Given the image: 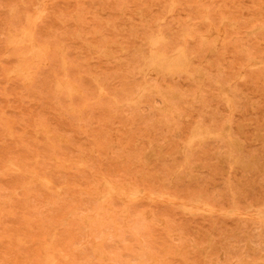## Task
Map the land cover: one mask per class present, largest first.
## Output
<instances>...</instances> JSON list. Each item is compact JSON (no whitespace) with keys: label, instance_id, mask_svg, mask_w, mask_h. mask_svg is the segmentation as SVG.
Instances as JSON below:
<instances>
[{"label":"rangeland","instance_id":"1","mask_svg":"<svg viewBox=\"0 0 264 264\" xmlns=\"http://www.w3.org/2000/svg\"><path fill=\"white\" fill-rule=\"evenodd\" d=\"M0 264H264V0H0Z\"/></svg>","mask_w":264,"mask_h":264},{"label":"bare ground","instance_id":"2","mask_svg":"<svg viewBox=\"0 0 264 264\" xmlns=\"http://www.w3.org/2000/svg\"><path fill=\"white\" fill-rule=\"evenodd\" d=\"M28 32V31H27ZM30 34V33H29ZM26 35H28V34H26ZM26 37H29V36H26ZM26 40V39H25ZM23 41V40H22ZM28 42H29V40H28ZM31 46V47H30ZM30 46H29V48L31 49V48H33V47H35L36 46V44H35V42L32 40V39H30ZM28 47V46H27ZM38 52H40L39 50H38ZM38 52H36L35 54H37ZM21 54V53H20ZM35 56V55H34ZM22 56H20V58H21ZM22 59H23V57H22ZM22 62V61H21ZM21 64V63H20ZM25 69H26V67H25ZM24 69V70H25ZM19 73V72H18ZM22 73V72H21ZM25 73V72H24ZM27 73V72H26ZM104 183H106V182H104ZM107 185L110 187V189H109V191L111 190V188H113V186L110 184V183H108L107 182ZM107 187V186H106ZM115 188V187H114ZM120 188V187H119ZM123 188V187H122ZM126 187L124 186V189H125ZM123 189V190H124ZM115 190H117V189H115ZM120 190V189H119ZM133 190H134V188H133ZM126 190H124V192H125ZM128 191V190H127ZM110 192H112V191H110ZM126 193V192H125ZM125 193H122L123 195L125 194ZM136 194V193H135ZM127 195V194H126ZM125 196V195H124ZM125 200V199H124ZM98 247V246H97Z\"/></svg>","mask_w":264,"mask_h":264}]
</instances>
